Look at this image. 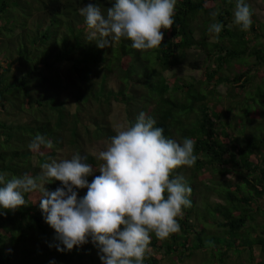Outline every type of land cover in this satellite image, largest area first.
I'll list each match as a JSON object with an SVG mask.
<instances>
[{
  "label": "trees",
  "instance_id": "obj_1",
  "mask_svg": "<svg viewBox=\"0 0 264 264\" xmlns=\"http://www.w3.org/2000/svg\"><path fill=\"white\" fill-rule=\"evenodd\" d=\"M236 2L177 0L175 23L162 30L161 47L152 54L133 49L126 39L110 48L88 39L79 9L98 4L106 12L114 0H0V173L9 179L36 176L42 163L79 152L96 170L87 177L91 183L103 163L91 149L100 141L110 143L116 134L109 120L112 103L121 104L128 126L144 112L166 137L191 138L197 156L193 167L172 174L183 176L192 189L191 207L178 221L181 231L166 240L152 235L153 253L144 264H162L164 258L184 264L193 253L209 250L219 252L215 263L226 264L231 244L246 249L249 241L237 234L249 222L261 227L249 248L250 263L264 264V117L255 120L258 112L264 114V23L253 14L250 30L241 31L233 25ZM217 9L214 21L210 13ZM213 22L224 25L218 37L208 31ZM192 48L204 56L202 80L168 81L165 73L186 61ZM221 85L225 94L218 91ZM63 95L74 102V112ZM37 134L52 140L53 148L31 151L28 145ZM208 178L216 183L213 191L221 203L211 206L206 223L213 227L205 240L200 222L192 219L197 206L192 182ZM60 187L59 181L45 184L49 192ZM76 191L79 199L87 189ZM39 198L38 192L25 194L26 206L0 209V264H103L91 242L57 251L55 230L46 223Z\"/></svg>",
  "mask_w": 264,
  "mask_h": 264
},
{
  "label": "clouds",
  "instance_id": "obj_2",
  "mask_svg": "<svg viewBox=\"0 0 264 264\" xmlns=\"http://www.w3.org/2000/svg\"><path fill=\"white\" fill-rule=\"evenodd\" d=\"M176 4L177 0H114L106 12L98 4H88L79 13L90 30L88 39L99 48L126 39L133 49L155 54L164 39L162 30L175 23ZM219 15V9L210 13L214 21ZM252 16L246 0H237L233 25L248 31ZM223 27L213 22L208 31L218 37ZM155 125L154 118L141 112L133 125L120 126L99 153L100 175L91 183L87 177L96 170L79 152L70 159L42 163L36 176L25 173L9 179L0 173V209L15 212L26 206L25 194L38 192L46 223L56 233L57 251L91 242L103 264H144L153 253L152 235L166 240L181 231L178 221L191 207L192 189L183 176L172 178V174L197 161L191 138L177 142ZM53 146L41 134L28 145L36 153ZM50 181H59L62 187L49 192L45 184ZM76 189H87L86 195L78 199Z\"/></svg>",
  "mask_w": 264,
  "mask_h": 264
},
{
  "label": "rangeland",
  "instance_id": "obj_3",
  "mask_svg": "<svg viewBox=\"0 0 264 264\" xmlns=\"http://www.w3.org/2000/svg\"><path fill=\"white\" fill-rule=\"evenodd\" d=\"M247 3L251 6L253 10L255 20L258 21L259 23H264V4L260 0H248ZM210 40L214 41L215 39L212 37ZM203 60H204V56L202 52H200L196 48H192L187 52L186 61L181 62L180 64L176 65L173 69H171L168 73H165V77L167 78L168 81H172L175 78H179L187 82L200 81L202 80L203 69L201 67L204 66ZM194 63H197V65L194 67H191L190 65L191 64L194 65ZM255 85L258 86L260 84L256 83ZM262 85H264V81ZM110 86L113 87V84L110 83ZM218 91L220 94H225L226 86L225 85L219 86ZM254 91L255 89H253L251 92L254 93ZM62 98L64 99L65 105L70 109V111L74 112L75 110L74 102L71 100H67L66 95H63ZM221 106L223 107V104H221ZM218 107L222 108L220 106ZM263 117H264V114L261 115L258 112L257 116L255 117V120L260 121L262 120ZM25 119L26 117L22 116L20 117L19 120L24 121ZM109 120L111 123V127L116 132L120 126L128 127L127 115H126L123 105L112 103V113L109 117ZM231 134L233 133L231 132ZM108 144L109 143L105 141H100L98 143H95L91 149V154L99 157V153L101 151L106 150ZM225 178L232 180V181L236 180L235 176H230V175L226 176ZM218 179L222 182L226 181L222 177ZM190 182L192 181H188V183ZM192 183L194 185V191H195V194L193 195H195V199H196L195 201H197V206L201 205L199 208L195 206L196 209L194 210V216L192 219L200 222L199 225L202 227V229H204L203 239L207 240L211 238L210 236H208V232H212V227H213L212 225H208L206 223L208 222L207 220H209L207 219V216L208 215L212 216L210 212L211 206L216 205L215 204L216 202L221 203V201L215 196V194H217L216 192L217 190L215 191L216 193H214L213 187L215 186L214 184L216 183L211 178L205 179L203 182L193 181ZM218 187L221 188V190H223L222 189L223 187L220 184L216 186V189ZM206 199L209 200L208 203H204ZM259 214L262 215L263 212H260ZM257 220L261 221L260 218H258ZM260 229L261 227L259 223L249 222V228H246L241 233L237 234L239 238H242L244 239V241H249V242L247 243L246 249H238V250L235 245L231 244L230 246L233 247V250H231V253L229 254V259L226 260L227 262L226 264H251L250 263L251 253L249 251V248L255 244L256 241L254 240L256 236H258ZM222 236L223 234H221L220 238H222ZM233 237H236V236L234 235ZM220 238H218V241H220ZM191 241H192L191 242L192 247L193 246L195 247V245H193L194 244L193 239H191ZM218 253L216 251L211 252L210 250L208 251L207 255H206V252L205 253L204 252L193 253V256H191L190 259L186 258L184 264H218V263H215L214 261L217 259V257L219 258ZM255 253H256L255 254L256 256L259 254L257 250ZM164 259L165 260H163L162 264H170L169 263L170 259H167V258H164ZM176 264H179L178 261L176 262ZM254 264H260V263L254 262Z\"/></svg>",
  "mask_w": 264,
  "mask_h": 264
}]
</instances>
